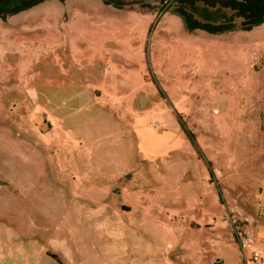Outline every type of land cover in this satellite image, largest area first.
Returning a JSON list of instances; mask_svg holds the SVG:
<instances>
[{"label":"rangeland","instance_id":"rangeland-1","mask_svg":"<svg viewBox=\"0 0 264 264\" xmlns=\"http://www.w3.org/2000/svg\"><path fill=\"white\" fill-rule=\"evenodd\" d=\"M122 1L0 18V230L59 233L66 264H251L264 247L237 231L264 224V24L191 32L176 0Z\"/></svg>","mask_w":264,"mask_h":264},{"label":"trees","instance_id":"trees-1","mask_svg":"<svg viewBox=\"0 0 264 264\" xmlns=\"http://www.w3.org/2000/svg\"><path fill=\"white\" fill-rule=\"evenodd\" d=\"M179 4L177 10L181 16L186 29L195 32L198 29L216 34L236 29L251 30L254 27L264 24V0H176ZM106 4L120 6L115 0H105ZM32 6L31 0H0V16L4 18L7 14H12ZM201 6L204 10L199 13L196 9ZM214 9V11H213ZM224 9H231L235 15L242 18L238 27L233 17L225 14ZM219 15L214 19V15ZM197 14L208 16L206 20H201Z\"/></svg>","mask_w":264,"mask_h":264},{"label":"crops","instance_id":"crops-1","mask_svg":"<svg viewBox=\"0 0 264 264\" xmlns=\"http://www.w3.org/2000/svg\"><path fill=\"white\" fill-rule=\"evenodd\" d=\"M28 25H23V28H27ZM7 30H10L9 28ZM1 58V56H0ZM107 69H105V73ZM8 82V79L4 80V84ZM6 91L5 95H8V92H13L14 88L11 86H3ZM9 89V90H8ZM8 90V92H7ZM26 94L37 95L39 91H35L34 88L27 87L22 89ZM96 99H101L103 92L94 90ZM74 98L76 97V93L74 94ZM38 100L37 98H35ZM34 99V100H35ZM48 104L51 102L48 100ZM59 107H56V109ZM23 143V142H21ZM1 211V209H0ZM2 219H5L6 216H0ZM16 219L12 221H21V223H26L28 218L22 216H12ZM10 220V219H9ZM243 226L248 224H254V218L250 217L249 214L243 219ZM254 226L256 230H253L251 233L246 231L248 234L249 241L252 243L251 245H259L264 247V224L255 223ZM245 227V226H244ZM39 226H37V230L32 235L25 233H18L17 238H20L16 243L20 245H9L12 242V235H7L3 230H0V264H66L65 261L58 254V247L56 244H60V234L59 233H51L49 234L48 239L52 240L53 247L50 248L44 244L45 235L38 231ZM70 237V236H65ZM62 240V239H61ZM65 243V242H64ZM56 245L57 250L54 249ZM65 250H70V245L65 247ZM257 252V251H255ZM66 253V252H65ZM259 253V252H258ZM262 259L264 261V249L260 253Z\"/></svg>","mask_w":264,"mask_h":264},{"label":"built area","instance_id":"built-area-1","mask_svg":"<svg viewBox=\"0 0 264 264\" xmlns=\"http://www.w3.org/2000/svg\"><path fill=\"white\" fill-rule=\"evenodd\" d=\"M237 237L239 239V242L241 243L242 248L245 247V242L248 240V235L245 231H237ZM252 262L257 264H264V261L262 259V256L258 252L253 253V260ZM251 262V264H252Z\"/></svg>","mask_w":264,"mask_h":264},{"label":"flooded vegetation","instance_id":"flooded-vegetation-1","mask_svg":"<svg viewBox=\"0 0 264 264\" xmlns=\"http://www.w3.org/2000/svg\"><path fill=\"white\" fill-rule=\"evenodd\" d=\"M45 0H31L32 2V6H30L29 8H26V9H23V10H19L18 12H15V13H12V14H7V16L4 18L3 16H0V18L3 20V21H7L8 18H10L11 16H14V15H17V14H20V13H23L25 11H28L29 9H32L33 7H35V5L43 2ZM63 1V0H62ZM115 1H118L120 3V6H115V7H123L122 6V3L123 1L122 0H115ZM103 2L105 3V0H103ZM109 5H113V4H109ZM114 6V5H113Z\"/></svg>","mask_w":264,"mask_h":264}]
</instances>
